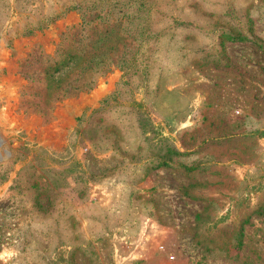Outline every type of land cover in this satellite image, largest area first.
I'll return each instance as SVG.
<instances>
[{"label": "rangeland", "instance_id": "1", "mask_svg": "<svg viewBox=\"0 0 264 264\" xmlns=\"http://www.w3.org/2000/svg\"><path fill=\"white\" fill-rule=\"evenodd\" d=\"M0 264H264V0H0Z\"/></svg>", "mask_w": 264, "mask_h": 264}, {"label": "trees", "instance_id": "2", "mask_svg": "<svg viewBox=\"0 0 264 264\" xmlns=\"http://www.w3.org/2000/svg\"><path fill=\"white\" fill-rule=\"evenodd\" d=\"M108 34H111L108 36ZM106 36H103L102 41H105L106 39L110 42V46L112 43H114L116 41V39L119 36V31H117L116 28H113L109 31ZM128 35V33H126ZM134 41L136 40L135 38H132ZM106 45V42L104 43ZM116 44L118 45L119 42H116ZM89 55H90V50H88L87 47L82 48L79 57L78 58H82V60H79L80 62L77 64V66L74 68V70L72 71V73H75L78 77L82 78L83 75L86 74L87 71L91 70L93 68V64L91 61H89ZM84 59V60H83ZM82 61V62H81ZM63 62H58L56 61V66L59 64H62ZM76 82H78V78L76 79ZM91 83L89 82H83L82 84H80V86L76 87V88H71V90H83L84 88H90L91 87Z\"/></svg>", "mask_w": 264, "mask_h": 264}]
</instances>
